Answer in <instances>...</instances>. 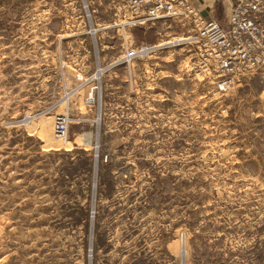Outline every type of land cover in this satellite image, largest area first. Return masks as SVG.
Segmentation results:
<instances>
[{"label": "rangeland", "instance_id": "1", "mask_svg": "<svg viewBox=\"0 0 264 264\" xmlns=\"http://www.w3.org/2000/svg\"><path fill=\"white\" fill-rule=\"evenodd\" d=\"M131 18L0 0V264H264V70L220 88L191 21Z\"/></svg>", "mask_w": 264, "mask_h": 264}, {"label": "built area", "instance_id": "2", "mask_svg": "<svg viewBox=\"0 0 264 264\" xmlns=\"http://www.w3.org/2000/svg\"><path fill=\"white\" fill-rule=\"evenodd\" d=\"M134 24L167 18L189 20L197 28L196 57L190 69L198 73L215 72L217 84L226 87L250 73L264 70V0H232L226 25L205 12L196 0H120ZM129 50L125 56H133ZM65 115H57L55 131L64 135Z\"/></svg>", "mask_w": 264, "mask_h": 264}, {"label": "crops", "instance_id": "3", "mask_svg": "<svg viewBox=\"0 0 264 264\" xmlns=\"http://www.w3.org/2000/svg\"><path fill=\"white\" fill-rule=\"evenodd\" d=\"M199 2L205 8V12L216 18L218 9L226 13L229 11L232 0H199Z\"/></svg>", "mask_w": 264, "mask_h": 264}, {"label": "bare ground", "instance_id": "4", "mask_svg": "<svg viewBox=\"0 0 264 264\" xmlns=\"http://www.w3.org/2000/svg\"><path fill=\"white\" fill-rule=\"evenodd\" d=\"M184 39H185V38H184ZM176 42H177V41H176ZM177 43H178V42H177ZM177 43H176V44H177ZM67 93H68V92H67ZM67 95H68V94H67Z\"/></svg>", "mask_w": 264, "mask_h": 264}]
</instances>
